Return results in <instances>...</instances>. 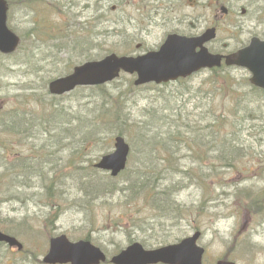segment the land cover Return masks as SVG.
<instances>
[{"label":"rangeland","instance_id":"obj_1","mask_svg":"<svg viewBox=\"0 0 264 264\" xmlns=\"http://www.w3.org/2000/svg\"><path fill=\"white\" fill-rule=\"evenodd\" d=\"M8 2L7 23L20 44L0 55V230L24 249L0 244V264H45L49 238L59 234L88 239L109 258L132 241L151 249L196 229L203 264L224 257L264 264V91L249 89L247 70L230 69L227 84L223 73L204 70L157 86H134L121 74L100 88L60 96L47 89L78 63L155 49L170 32L194 35L216 24L213 46L233 51L250 35L264 37V0ZM158 128H169L160 137L166 142L154 139L177 150L170 168L183 172L170 173L159 160L165 153L160 143L151 150L149 137ZM117 130L130 152L125 171L111 178L94 163L113 150ZM190 151L202 156L200 182L184 187L197 161ZM222 153L235 161L232 167ZM161 178L175 195V202L157 196L165 206L129 187ZM244 186L262 192L260 207L238 192Z\"/></svg>","mask_w":264,"mask_h":264},{"label":"water","instance_id":"obj_2","mask_svg":"<svg viewBox=\"0 0 264 264\" xmlns=\"http://www.w3.org/2000/svg\"><path fill=\"white\" fill-rule=\"evenodd\" d=\"M224 11V7H222ZM7 4L0 0V51L12 52L18 37L6 25ZM214 30L208 29L200 36L185 37L170 34L157 51H150L136 57L109 54L100 60L87 61L73 68L70 74L51 80L48 90L52 94H63L78 85H95L111 81L120 70L137 74L136 84L146 82H167L178 77H186L204 68L219 66L221 55L209 53L203 43L214 37ZM199 47L198 50H196ZM225 64L247 67L252 72L251 81L264 88V41L256 38L238 51L236 55H226ZM129 146L120 136L115 138L114 151L101 157L98 168L110 170L113 176L124 169ZM199 232L156 249H144L133 242L112 256L114 264H202L204 249L196 244ZM0 241L9 245L21 244L13 237L0 232ZM99 247L87 240L70 242L65 235L50 239L48 252L43 257L45 263L98 264L105 260ZM217 264H233L219 261Z\"/></svg>","mask_w":264,"mask_h":264},{"label":"trees","instance_id":"obj_3","mask_svg":"<svg viewBox=\"0 0 264 264\" xmlns=\"http://www.w3.org/2000/svg\"><path fill=\"white\" fill-rule=\"evenodd\" d=\"M214 71V73H215V75H218V73H223L222 75L224 76V77H226V75H228L229 76V73L228 72H220V71H216V70H213ZM216 78V77H215ZM227 78V77H226ZM228 79V78H227ZM223 80V82H224V84L226 83H229V79L228 80H226V79H222ZM103 86V85H102ZM102 86H97L98 88H100V87H102ZM224 86H226V85H224ZM221 88L223 87V85L222 86H220ZM89 88V87H88ZM224 88V87H223ZM83 89H86V88H83ZM188 89H190V88H187L185 91H187ZM184 91V92H185ZM183 92V93H184ZM236 94L237 95H239V99H241V95L242 94H240V92H236ZM160 126H162V127H164V124H161ZM123 129V128H122ZM169 129V128H168ZM168 129L166 128V129H163V128H158V130H157V133H156V137H149V141H153L151 144H152V149L151 150H153V147L154 146H156V145H158L161 141H164V142H166L165 141V139L164 138H160L161 136H163L167 131H168ZM116 133H118V135H123L124 134V132H123V130H117L116 131ZM154 138H160V139H162L161 141H158V140H156L155 141V139ZM194 141H196V139H194ZM160 145H161V147H163L162 148V150L165 152V153H161L162 154V158H159V160H162L163 161V163H168V165L166 166V168L169 170V172L170 173H181V172H183V170H179V168L178 167H175V168H170V164L172 163L171 162V160L169 159V157H172V155H171V152H177V150H175V151H169L167 148H166V145L165 144H162V143H160ZM193 151H195L193 148H191ZM198 151H200V150H198ZM202 153H203V151H202ZM190 155L194 158V160H197V161H192L191 163V166H190V168L191 167H193L194 168V172L193 173H191L190 172V169H189V175L187 176V178H188V180L190 181L189 183H187L186 185H184V187H188V186H190L191 184H193V180H198V182H200V172H201V169H200V172H199V166H200V164L202 165V162H201V159H202V156H201V153L200 152H197V153H195L194 155H193V153L190 151ZM199 155H200V157H199ZM220 159H223V160H225L226 161V163L230 166V167H232L234 164H235V161H232V159H231V157L229 156V157H226V153H222V155L220 156ZM219 159V160H220ZM151 168L150 169H153V166H150ZM141 178V176H138L137 177V179H140ZM151 179V178H150ZM150 179H149V182H150ZM161 180H163L164 182H162V183H165V185L164 186H162V183L159 185V186H157L158 184H159V182L161 181ZM161 180H158V179H154L152 182H151V184L148 186H144V185H146V184H144V182H142V181H138V180H136L132 185H130L129 187H130V189L132 190L134 187H135V189L139 192V193H143V195H144V197L145 198H149L150 196H151V203L153 204V205H155L156 206V204H157V206L158 207H160V206H165L166 205V203H164V202H157L158 200H156V199H159L157 196H161V195H166L167 197H169V201H171V202H175V200L174 199H172V197L173 196H175L174 194H172L170 191L168 192L167 191V187H168V185H169V183H170V181L168 182V180H165V179H162L161 178ZM181 185V184H180ZM180 185H176V186H173V188L175 189V190H177V191H179V187H180ZM110 186V185H109ZM109 188H111V187H109ZM141 190V191H140ZM157 190V191H156ZM131 192V191H130ZM240 192H243V195H244V197L248 200V202H251V203H249V205L250 206H253V207H260V204H259V202H258V199L260 198V194H259V192H257V193H255V192H253L252 190H250L249 188H247V189H241L240 190ZM174 207L175 208H177V205H175L174 204Z\"/></svg>","mask_w":264,"mask_h":264},{"label":"flooded vegetation","instance_id":"obj_4","mask_svg":"<svg viewBox=\"0 0 264 264\" xmlns=\"http://www.w3.org/2000/svg\"><path fill=\"white\" fill-rule=\"evenodd\" d=\"M245 12V9H242V13H244ZM214 17H216L215 15H214ZM215 26H216V24H214ZM217 28V27H216ZM252 36V35H251ZM251 38V37H250ZM249 37L247 38V40H244V42L242 41V42H240V44H239V46L235 49V52L238 50V49H240L241 47H243L244 46V44H245V41H247V43L249 42V39H250ZM214 42H215V40L213 41H210L209 43H208V47H210L211 46V50H213V51H224L225 49H224V47H217V46H213V44H214ZM234 52V51H233Z\"/></svg>","mask_w":264,"mask_h":264},{"label":"bare ground","instance_id":"obj_5","mask_svg":"<svg viewBox=\"0 0 264 264\" xmlns=\"http://www.w3.org/2000/svg\"><path fill=\"white\" fill-rule=\"evenodd\" d=\"M98 162H99V159L94 163L95 168H97V169H98V167L96 166V164H97ZM93 190L96 191V192H101V193H103V192H102L103 189L100 190V188H99V186H98V183H94V184H93Z\"/></svg>","mask_w":264,"mask_h":264}]
</instances>
